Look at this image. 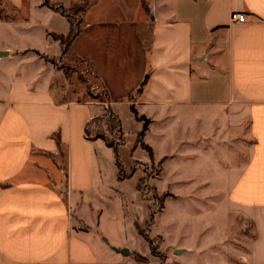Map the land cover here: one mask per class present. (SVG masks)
<instances>
[{
  "label": "crops",
  "instance_id": "obj_1",
  "mask_svg": "<svg viewBox=\"0 0 264 264\" xmlns=\"http://www.w3.org/2000/svg\"><path fill=\"white\" fill-rule=\"evenodd\" d=\"M2 4L0 264H264V0H90L65 53L60 12ZM81 62L106 106L67 97ZM121 106L120 175L85 127Z\"/></svg>",
  "mask_w": 264,
  "mask_h": 264
},
{
  "label": "rangeland",
  "instance_id": "obj_2",
  "mask_svg": "<svg viewBox=\"0 0 264 264\" xmlns=\"http://www.w3.org/2000/svg\"><path fill=\"white\" fill-rule=\"evenodd\" d=\"M0 3L2 6L3 5L2 0H0ZM83 3L88 5L90 3V0H83ZM4 14H6V11L2 12V16H4ZM80 16H81L80 14H77L76 16H73L72 18V21H73V24L76 30L78 28L77 24L80 19ZM68 66L76 67V71H77L76 73L72 74L70 81H68L69 92L67 94V97L70 98V100L80 101V102H98V103H103L104 105L109 102V98H105L100 95L101 94L100 86L98 82L96 81V79L92 76L87 65L81 62V64L75 63L73 65H68ZM79 74L82 75V77L85 79L86 81L85 84H81L80 81L78 80ZM80 87L82 89H80ZM91 96H100V97H99V100H95ZM118 115L120 117L119 119L122 122V128H123L122 132L124 133V141L127 144L125 147L121 146L118 148L117 155L121 162V165H127L128 160H129V154H130L129 153L130 147L128 146V142H130L133 139L132 131L134 129V123L133 121L128 120V116H130V111L128 108L122 107V106L119 107ZM114 123H116V121H112L110 119L108 110L107 108H105V112L103 113L102 117L88 124L87 134L89 137H96V136L103 137L106 139V141H112L115 143L118 139V136L114 132L112 134L109 132V127L112 126ZM183 169H184L183 170L184 174L188 175V177H189V174H192L193 170L190 167L189 163H188V166L186 167L183 165ZM136 261L140 264H147L146 262H143L140 258H136Z\"/></svg>",
  "mask_w": 264,
  "mask_h": 264
},
{
  "label": "trees",
  "instance_id": "obj_3",
  "mask_svg": "<svg viewBox=\"0 0 264 264\" xmlns=\"http://www.w3.org/2000/svg\"><path fill=\"white\" fill-rule=\"evenodd\" d=\"M44 4L48 8L60 12L63 16H65L69 20V22L71 24V27H72L71 28V32H70V34L66 38L58 37V36H53L54 40L60 42V44L63 47V53H65L67 51V49L69 48V46L71 45V43L73 42V40L75 39L77 33H78V31H76V29L74 27L72 18H73V16H76L77 14L83 13L88 5L85 4V3H83V1H82L81 4L76 5L71 10L65 11V10H63V9H61L59 7H56V6H53L52 4H50V0H44ZM1 13H2V10H1V3H0V17H1ZM60 69L62 70L63 75L65 76V78H66L67 81H70V79L72 77V74L77 72L76 71V67H70L68 65H63V66L60 67ZM78 80L80 81L81 84H85L86 83L85 79L80 74L78 75ZM142 86H143V84L141 85V87ZM139 92H140V90H138L137 93H139ZM100 95L102 97L108 98V96L105 93V91L101 92ZM91 97L93 99H95V100H99V97L100 96H91ZM128 101L132 102L133 101V97H129L128 98ZM130 110H131L132 114L134 115L135 119L137 121L143 123V128H142L141 132L138 134V137H137L138 143H141V139H142L145 131L147 130V127L149 125V122L145 118L139 117L138 114L136 113V111L134 110L133 106L130 107ZM108 114H109L110 119L112 121H116V123H114L112 126L109 127V132L111 134L114 132L118 136V139H117V141L115 143L112 142V141H106V139L103 138V137H97V136L96 137H89L88 134H87V127H88V125H86V127H85V135H86V137L88 139H101L102 141H104V143H105V145L107 147L113 149L114 154H115L116 165H117L119 174L121 175L122 174V165H121V162H120V160L118 158L117 151H118V148L123 145V143H124V137H123V134H122L120 121L116 117H114L113 115H111V113L109 111H108ZM97 119H99V118H97ZM97 119H94V120H97ZM142 146L151 155L150 149L148 147L144 146V145H142ZM143 185H144V181L141 180L140 183H139V187H140V189L142 191L145 190V187ZM141 234L144 237V239L148 242V244H149V246L151 248L152 255L153 256H159L160 260L161 261H164V257L157 251L158 250V247L155 245V241L149 239L148 236L145 233L141 232ZM136 258H140L143 262H146V260L143 259V258H141V257H136Z\"/></svg>",
  "mask_w": 264,
  "mask_h": 264
},
{
  "label": "built area",
  "instance_id": "obj_4",
  "mask_svg": "<svg viewBox=\"0 0 264 264\" xmlns=\"http://www.w3.org/2000/svg\"><path fill=\"white\" fill-rule=\"evenodd\" d=\"M246 15L244 14H241V13H237V12H234L232 13L231 15V20L233 22H238V23H245L246 22ZM106 106V105H105ZM146 188V187H145ZM147 190L145 189L144 192H146Z\"/></svg>",
  "mask_w": 264,
  "mask_h": 264
},
{
  "label": "water",
  "instance_id": "obj_5",
  "mask_svg": "<svg viewBox=\"0 0 264 264\" xmlns=\"http://www.w3.org/2000/svg\"><path fill=\"white\" fill-rule=\"evenodd\" d=\"M119 252H120L121 254H124V255L126 254V253H124V251H122V250H120Z\"/></svg>",
  "mask_w": 264,
  "mask_h": 264
}]
</instances>
